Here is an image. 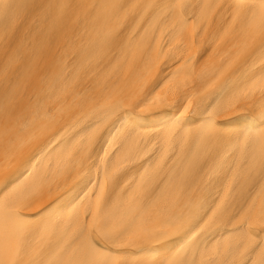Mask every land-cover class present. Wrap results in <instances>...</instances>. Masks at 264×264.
Instances as JSON below:
<instances>
[{
  "label": "snow or ice",
  "instance_id": "6c2138e0",
  "mask_svg": "<svg viewBox=\"0 0 264 264\" xmlns=\"http://www.w3.org/2000/svg\"><path fill=\"white\" fill-rule=\"evenodd\" d=\"M211 106H212L211 103H209L208 106L204 109V111H207L208 110V107H211ZM156 115L157 116L167 115V113L166 112H162V113H157ZM231 118L232 117H227V119H231ZM5 180L11 182L10 181V178L7 175H4V176L0 177V181H5ZM2 190L3 189H0V191H2ZM161 264H163V261H161Z\"/></svg>",
  "mask_w": 264,
  "mask_h": 264
}]
</instances>
